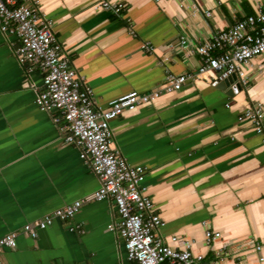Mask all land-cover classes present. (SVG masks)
Masks as SVG:
<instances>
[{
  "label": "crops",
  "instance_id": "1",
  "mask_svg": "<svg viewBox=\"0 0 264 264\" xmlns=\"http://www.w3.org/2000/svg\"><path fill=\"white\" fill-rule=\"evenodd\" d=\"M17 1L52 20L98 107L131 90L147 92L167 74L193 73L179 90L111 120V145L146 166L147 194L164 222L155 231L165 243L185 236L205 264H264V244L259 252L252 246L264 243V143L238 120L252 103L264 107V53L243 66L246 82L223 84L212 70L197 72L193 49L264 0H112L124 4L120 14L99 8V0ZM18 44L0 31V237L17 235L15 247L0 249V262L131 264L122 238L107 227L117 219L112 200L92 198L99 179L64 141L60 112L35 103L43 73L17 60ZM75 200L82 204L73 217L36 227ZM206 229L221 235L206 242Z\"/></svg>",
  "mask_w": 264,
  "mask_h": 264
},
{
  "label": "built area",
  "instance_id": "2",
  "mask_svg": "<svg viewBox=\"0 0 264 264\" xmlns=\"http://www.w3.org/2000/svg\"><path fill=\"white\" fill-rule=\"evenodd\" d=\"M97 5L115 14L124 8L122 2L112 0H99ZM0 31L17 38L15 56L20 63L34 64L42 71V88L36 94L35 103L42 110L60 112V118L55 120H61L64 141L77 146L79 157L99 179L92 198L112 200L117 219L107 227L122 238L127 260L131 264H205L202 255L191 253V241L185 236H171L173 246L156 234L155 230L164 222L147 194L146 166L129 162L111 145V120L125 110H134L139 104L156 99L162 92L179 90L193 73L167 74L159 86L147 92L128 91L110 100L107 108H101L95 104L91 86L71 65L62 42L54 33L52 20L34 3L0 0ZM186 42L185 38L180 39L181 45L186 46ZM142 47L151 49L147 44ZM193 49L201 59L198 73L212 70L220 79L235 74L241 82H246L243 66L264 53V6L255 14L236 20L227 29L214 32ZM238 120L249 121L264 143L261 103H252L238 115ZM81 204L82 200H75L53 210L38 220L36 227L45 228L55 218L64 221L73 217ZM23 230L36 236L30 224H25ZM220 235L219 231L205 230L206 242ZM16 237L14 232L0 237V249L15 247ZM263 244L254 242L252 246L259 252Z\"/></svg>",
  "mask_w": 264,
  "mask_h": 264
},
{
  "label": "water",
  "instance_id": "3",
  "mask_svg": "<svg viewBox=\"0 0 264 264\" xmlns=\"http://www.w3.org/2000/svg\"><path fill=\"white\" fill-rule=\"evenodd\" d=\"M236 78H237V76H236L235 74H232V75H229V76H227V77H225V78H222V79H221V82H222L223 84H225V83H227V82H230V81L235 80Z\"/></svg>",
  "mask_w": 264,
  "mask_h": 264
}]
</instances>
